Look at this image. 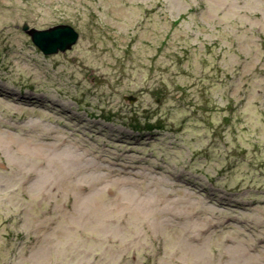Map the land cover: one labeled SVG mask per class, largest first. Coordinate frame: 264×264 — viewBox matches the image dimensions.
<instances>
[{"label": "rangeland", "instance_id": "1", "mask_svg": "<svg viewBox=\"0 0 264 264\" xmlns=\"http://www.w3.org/2000/svg\"><path fill=\"white\" fill-rule=\"evenodd\" d=\"M0 264H264V0H0Z\"/></svg>", "mask_w": 264, "mask_h": 264}, {"label": "water", "instance_id": "2", "mask_svg": "<svg viewBox=\"0 0 264 264\" xmlns=\"http://www.w3.org/2000/svg\"><path fill=\"white\" fill-rule=\"evenodd\" d=\"M22 30L30 35L33 43L44 54L67 52L79 39V33L69 24H59L48 29L30 28L28 24H24ZM124 99H128V96H124Z\"/></svg>", "mask_w": 264, "mask_h": 264}, {"label": "bare ground", "instance_id": "3", "mask_svg": "<svg viewBox=\"0 0 264 264\" xmlns=\"http://www.w3.org/2000/svg\"><path fill=\"white\" fill-rule=\"evenodd\" d=\"M64 155H65V154H64ZM64 155H63V156H64Z\"/></svg>", "mask_w": 264, "mask_h": 264}]
</instances>
